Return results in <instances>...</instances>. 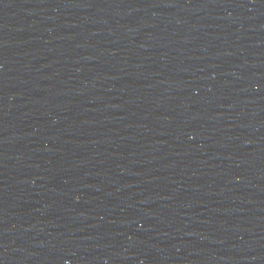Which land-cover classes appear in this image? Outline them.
Masks as SVG:
<instances>
[{
    "label": "water",
    "instance_id": "obj_1",
    "mask_svg": "<svg viewBox=\"0 0 264 264\" xmlns=\"http://www.w3.org/2000/svg\"><path fill=\"white\" fill-rule=\"evenodd\" d=\"M0 264H264V0H0Z\"/></svg>",
    "mask_w": 264,
    "mask_h": 264
}]
</instances>
